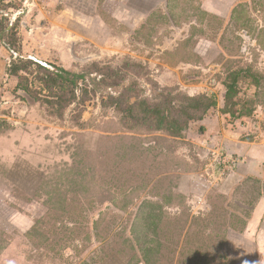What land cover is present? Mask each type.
<instances>
[{
	"label": "rangeland",
	"instance_id": "1",
	"mask_svg": "<svg viewBox=\"0 0 264 264\" xmlns=\"http://www.w3.org/2000/svg\"><path fill=\"white\" fill-rule=\"evenodd\" d=\"M50 10L37 12L36 37L46 30L59 45L34 50L40 65L18 59L29 91L1 110L0 264H134L141 250L129 241L150 233L157 204L168 239L154 264H226L229 232L244 230L229 225L250 216L235 199L254 200L259 186L248 179L226 193L242 158L232 152L238 163L218 168L213 151L234 131L263 138L252 126L264 114V0H58ZM57 68L82 74L75 97L67 81L49 80ZM239 69L260 81L240 79L234 100L254 110L236 119L224 112V81ZM123 94L177 103L206 94L217 104L176 136L111 104Z\"/></svg>",
	"mask_w": 264,
	"mask_h": 264
},
{
	"label": "crops",
	"instance_id": "2",
	"mask_svg": "<svg viewBox=\"0 0 264 264\" xmlns=\"http://www.w3.org/2000/svg\"><path fill=\"white\" fill-rule=\"evenodd\" d=\"M57 2L58 0H46V3L40 4L37 0H0V12H17L16 20L11 21L9 19L8 29L0 34V116L2 109L13 104L12 98L15 94H20L22 91L18 87L19 76L12 73L9 67L14 65L18 67L16 64L18 59L36 56L34 53L36 48L54 50L58 47V40L46 30H42L43 37L38 35L36 37L38 30L44 27L42 18L38 23L37 12L44 14V12L50 11L51 14V11L54 10H50V8ZM17 10H20V13ZM1 15L0 13V18ZM37 24L40 25L36 26ZM11 35H16V38L9 39L8 37ZM14 102L19 104L21 108V110L19 109V117H25L23 113H26L25 111L28 109L23 105L25 101L15 100ZM236 134L237 132L234 131L230 136L232 138L229 137L232 141L227 140L226 143L228 149L241 157L242 161L236 171L226 177L224 186V189L227 190L226 193L231 191L235 184H239L250 177L257 178L264 183V140L258 137L255 140H238V137L235 138ZM236 200L250 206V208L239 206L241 209L248 210L250 216L243 232L236 234L237 232L231 230L228 234L230 261L234 264H264V191L255 201L244 197H239Z\"/></svg>",
	"mask_w": 264,
	"mask_h": 264
},
{
	"label": "trees",
	"instance_id": "3",
	"mask_svg": "<svg viewBox=\"0 0 264 264\" xmlns=\"http://www.w3.org/2000/svg\"><path fill=\"white\" fill-rule=\"evenodd\" d=\"M9 24L10 22L8 17L1 15L0 34L2 32H6ZM32 62L34 61L32 60ZM20 69V67L15 68L12 73H18ZM252 73L253 72H251L250 69L233 70L228 74L227 78L224 81V84L227 88L225 94L226 106L224 112L234 115L236 119L244 116H250L252 115V112L254 110L253 107H248V102L243 103V101L241 102L239 99L237 103V101L234 100L235 97L239 94V81L241 78L244 79L245 77L252 75V77H254L255 82L259 83L260 79L258 78V76H253ZM241 75H243V77ZM47 76L54 85H59V83L67 81L68 85L72 86L71 91L73 95H71L70 97H75L74 87L77 86L78 79L80 77H83L82 74L73 73L65 68H57L56 71L51 72L50 75ZM19 78L20 80L22 79L21 76H19ZM60 80L61 82H59ZM18 87L20 89H25L29 91L28 84L23 83L21 81H19ZM66 88L67 85L64 82V89ZM128 94L130 96L136 95L132 91H130ZM124 96L125 94L117 98L111 97V104L118 108L124 107L131 115H133L135 119H137L138 117H142L149 126L155 127L157 130H165L170 134L176 136H182V133L185 131L191 121L203 119L208 110L217 104V100L215 99V97L210 98L206 96V94L192 97H184L180 100V103L174 102V100L166 99H162L161 101L156 102H150L144 98L136 100L135 102H131L129 100V97L127 99H124ZM70 97L68 98L64 96V106H67L69 104V101L72 100V98ZM239 103L242 104V108L238 109V111L236 112L232 108L234 105ZM248 179L257 182L259 186V191L257 193L256 199H254L255 201L263 193L264 183L257 178L250 177L244 180L243 183L238 186V188H242L243 184H245ZM166 201L170 202V198H168ZM157 208L158 209H156L157 212H155V215H158V218L150 221V223L148 224L150 226V233H143L146 235L145 238L137 236L136 240H133V242L129 241L131 243V248L133 247L135 249L139 246L141 250L139 254H137L136 251L134 252L135 257L138 255L134 264H154L157 260L161 259V252L165 253L163 250V246L165 245L164 240L167 237L165 235H161L158 230V226L161 225L159 220L161 219L160 215H166L163 210L164 204H157ZM236 209H240L248 215L250 214L248 210L241 209L238 206H236ZM232 220L233 221L229 226H242V228L240 229L241 231L246 228L245 226L248 223L247 219H242L241 223H238V220H234V218ZM135 244H137L138 246H135ZM226 264L234 263H232L231 261H227Z\"/></svg>",
	"mask_w": 264,
	"mask_h": 264
},
{
	"label": "built area",
	"instance_id": "4",
	"mask_svg": "<svg viewBox=\"0 0 264 264\" xmlns=\"http://www.w3.org/2000/svg\"><path fill=\"white\" fill-rule=\"evenodd\" d=\"M18 12L20 13V10H18ZM2 15L8 17L9 19H11V21H15L17 18V12L16 13H9L8 11H1L0 12ZM241 37L243 38V42L245 43V49L246 50H250L251 49V35L249 33L248 30L246 29H242L240 32ZM258 120H256L255 122H253V128L255 130H259V133L261 134V136L263 137L262 139L264 140V114H258L257 116ZM257 130V131H258ZM257 137V136H256ZM213 151V150H212ZM232 152L228 149V147L226 148L225 146H220L218 150H214L213 154L217 156H221L220 160H218V164L216 167L218 168H222V166L225 168L231 166V165H236L238 163V159H236L232 154Z\"/></svg>",
	"mask_w": 264,
	"mask_h": 264
},
{
	"label": "water",
	"instance_id": "5",
	"mask_svg": "<svg viewBox=\"0 0 264 264\" xmlns=\"http://www.w3.org/2000/svg\"><path fill=\"white\" fill-rule=\"evenodd\" d=\"M31 58H33L34 60H37V61H39V62H42V61H40L39 59H37L36 57H34V56H30ZM235 203L238 205V206H240V207H243V208H250V206H248V205H244L242 202H240L239 200H236L235 201Z\"/></svg>",
	"mask_w": 264,
	"mask_h": 264
}]
</instances>
